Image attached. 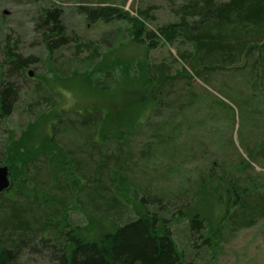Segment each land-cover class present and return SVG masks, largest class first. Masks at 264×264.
Segmentation results:
<instances>
[{
	"label": "trees",
	"instance_id": "obj_1",
	"mask_svg": "<svg viewBox=\"0 0 264 264\" xmlns=\"http://www.w3.org/2000/svg\"><path fill=\"white\" fill-rule=\"evenodd\" d=\"M81 10L93 24L133 23L135 42L145 44L148 39L151 50L159 37L168 45L183 37L193 44L194 53L185 51L179 57L197 72L198 78L209 74L220 84L232 73L244 76L247 72L242 85L253 89L254 96L263 93V99L258 100L264 105V0H189L180 9V22L162 27L159 37L128 12L110 8ZM38 16L36 29L49 54L70 44L61 10L44 9ZM17 45H11L8 39L2 47V121L14 113L22 97L20 82L26 78V71L38 64L37 58L21 55ZM230 68L232 71L226 73ZM176 76L163 65L147 63L145 98L158 104L148 118L155 120L145 127L142 123L135 126L128 141L126 129L102 132L105 117L97 109L77 117L70 114L54 119L50 145L62 151L63 160L52 188L49 165L54 164V158H49L48 152L9 149L13 142L0 150V165L9 167L13 182L22 174L23 189L29 191V196L19 192L15 199L7 197L11 192L0 195V264H22L26 254L47 264H215L211 250L264 219V175L252 174V165L238 155L235 147L231 156L224 157L204 145L191 149L185 158L173 150L191 132L190 114L207 110H199L191 93L178 92ZM104 79L106 84L105 80L97 81L98 89L114 88L112 72H107ZM254 100L257 98L249 100V111ZM257 130L259 138L247 141L246 151L252 155L258 147V156L264 161V122ZM160 160L167 165L176 162L188 175L184 179L177 175L175 182L165 178V186L156 189L149 180ZM240 168L247 171L243 173ZM128 182L135 187L134 198ZM205 191L225 207L217 228L207 236L204 222L195 217L186 220L187 229L182 235L185 242L176 239L169 224L185 218L182 208L193 198V203L200 200ZM127 194L144 209L142 213L132 216L124 203ZM70 206L113 221L116 231L98 242L84 240L74 231L77 227L64 217ZM187 247L192 250L187 252Z\"/></svg>",
	"mask_w": 264,
	"mask_h": 264
},
{
	"label": "rangeland",
	"instance_id": "obj_2",
	"mask_svg": "<svg viewBox=\"0 0 264 264\" xmlns=\"http://www.w3.org/2000/svg\"><path fill=\"white\" fill-rule=\"evenodd\" d=\"M188 1L0 0V83L4 71L2 47L8 39L11 45L18 44V49L24 57L38 59V64L31 66L26 71V78L20 82L23 94L14 113L8 120H0V150L13 142L8 146L9 149L18 147L17 150L48 152L49 158H54V164L49 165L52 177L50 187H54V181L60 175L59 164L63 160L62 151L50 145V127L54 119H61L70 114L77 117L97 109L105 117L102 132L109 134L126 129L127 141L130 140L135 126L142 123L145 127L151 120H155L148 118L152 117V112L158 104L152 103L148 97L145 98L148 93L146 68L147 63H151L165 66L173 76L180 73L176 76L178 92L183 95L191 93L190 97L198 101L199 110L203 107L208 110L200 114L199 111L190 114L193 118L189 120L192 125L191 132L183 136L182 142L177 145L179 148H173L177 155L185 158L191 149L196 150L204 145L224 157L227 154L231 156V150L235 147L238 155H242L246 163L252 165V174L264 175V161L257 153L259 148L249 155L246 144L247 141L258 139L260 136L257 128L264 122V105H260L258 98L261 99L263 93L254 96L253 89L250 91L242 85L248 77L247 72H243L244 76L232 73L220 84L212 81L209 74L202 79L198 78L197 72L179 57L185 51L193 54V44L182 37L178 38L174 45H168L159 37L162 27L180 22V9ZM82 8L90 11L110 8L130 13L146 25L147 31L157 34L159 39L156 48L151 50L147 47L151 43L148 39L145 44L135 42L132 35L133 23L93 24L87 20ZM44 9L62 11V23L70 39L67 47L52 55L42 45L36 29L38 15ZM94 50L97 54H94ZM30 71L33 72V78L28 75ZM225 71L231 72L232 69ZM107 72H112L115 76L114 88L98 89L97 81L105 80L104 75ZM103 84H106V80ZM253 98L257 100L251 101L253 109L249 111L248 103ZM161 103L163 105L165 100L162 99ZM34 151L32 153H36ZM167 164L168 162L160 160L158 169L151 175L149 181L156 189L165 186V178L175 182L174 177L177 175H181L182 179L188 175V171L176 162ZM240 170L243 173L247 171L244 172L242 168ZM21 175H18L14 182L8 198L15 199L19 192L29 196V191L23 189ZM127 185L131 198H134V185L130 182ZM127 185H123L126 191ZM126 197L128 198L124 203L129 207V211L131 210L132 216L144 211L137 201L130 200L129 194ZM193 201L194 198L182 208L185 218L169 224L178 240H184L182 235L187 229V222L195 217L204 222L209 231L207 236H210V230L217 228V223L223 215L224 205L209 192L205 191L200 200H195L194 203ZM64 217L70 219L77 227L74 230L76 234L88 242H98L104 235L117 229L113 221L95 218L72 206ZM190 250L192 248L187 247L186 251ZM211 255L215 257V264H264V219L251 228L237 232L228 242L211 250ZM22 264L47 263L37 256L26 254Z\"/></svg>",
	"mask_w": 264,
	"mask_h": 264
},
{
	"label": "water",
	"instance_id": "obj_3",
	"mask_svg": "<svg viewBox=\"0 0 264 264\" xmlns=\"http://www.w3.org/2000/svg\"><path fill=\"white\" fill-rule=\"evenodd\" d=\"M29 77L33 78V72H29ZM14 182L9 167L0 165V195L8 194L13 190Z\"/></svg>",
	"mask_w": 264,
	"mask_h": 264
}]
</instances>
